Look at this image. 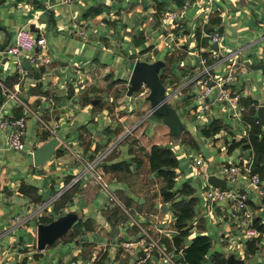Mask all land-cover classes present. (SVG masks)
I'll list each match as a JSON object with an SVG mask.
<instances>
[{"label":"crops","instance_id":"crops-1","mask_svg":"<svg viewBox=\"0 0 264 264\" xmlns=\"http://www.w3.org/2000/svg\"><path fill=\"white\" fill-rule=\"evenodd\" d=\"M112 2L4 0L0 3V43L13 41L20 26L34 23L37 28L35 32L46 36L49 53L51 51L56 56L55 61L51 59L49 63L36 65L31 62L35 73L30 75L23 67H17L15 56L4 55L1 62L6 73L0 74V81L9 87H19V92L31 101L51 125L58 123L56 131L51 133L37 119L27 118L28 128L24 137L25 139L29 135L27 146L20 150L21 156L15 159L7 153L10 148L7 131L0 126V264H55L70 258H75L77 264H119L118 255L125 254L127 260L123 264H165L155 254L137 262L134 255H128L120 249L119 241L132 237L135 233L133 226L126 216L119 217L118 211L110 202L98 196L99 187L89 175L85 173L74 180L81 172L78 165L80 160L72 154L67 156L63 150L65 142L72 148L77 146L76 151L83 161L93 158L112 144V148L97 162V170L108 183L113 184L112 190L116 196L122 202L121 197L127 200V203H123L134 215L144 220L151 229L161 231L160 239L162 236L163 243H167L166 240L170 242L169 247L165 244L167 248L174 246L172 237L177 229L172 207L162 203L165 201L157 189L150 188L156 184L160 187L163 183L155 171L148 169L147 153L152 143L169 147L177 157L173 187H178L182 182L193 187L192 196L196 201L193 206L194 214L188 219L189 222L193 223L195 216L203 219V226L198 231L187 233L183 237L179 244L181 247L188 244L196 233H205L210 239L205 228V217L208 215L211 221L214 220L211 209L214 203L207 205L202 196L204 184L197 194L188 178L195 173L194 160L204 162L208 170L207 159L211 156L203 158L201 152L190 154V150L198 146L196 132L205 137L211 135L216 140L221 136L222 143L216 147L217 155L221 156L219 166L222 163L244 160L253 164L255 155L252 145L243 147L239 144L230 151L223 148L224 143L227 147L231 139L248 140L250 123L246 115L255 117L256 105L264 103V64L252 67L260 69L263 75L259 92H256V87L245 76L253 63H264V43L257 49L250 48L258 40L264 39V0H213L209 4L206 0H192L191 5L180 15L183 29L179 34L173 29L170 36L164 33L158 22L162 12L175 7L178 0H126L123 7L120 1L115 6ZM102 5H107V8ZM110 6L113 7L109 8ZM225 24L227 36L233 35L235 38L231 40L233 45L220 43ZM215 27L220 32V48L226 53L239 49L237 58L246 66L245 70H235L232 84L241 94L243 103L239 114H235L227 105L224 107L217 104L218 108L211 106L209 117H204L195 112L198 103L199 80L195 76L198 58L207 49V36L199 31L200 28L208 31ZM258 27L260 35L256 32ZM126 42L130 43L128 48L125 47ZM180 44H183L180 50L184 53L176 55ZM163 47H166L165 57L159 58L165 62L162 67L165 76L162 82L167 100L176 109L183 123L181 130L191 135L190 142L183 141L179 135H171L161 117L151 111L148 102L136 105L125 99L131 96L134 99L140 94L128 95L126 90L123 93L118 91L119 83H124L127 87L128 76L136 58L154 60L155 52ZM29 54L28 51H22L19 58L21 61L29 59ZM11 57L13 60L10 61ZM169 57L178 59L175 62L177 67L170 65V59H167ZM124 61L129 66L122 64V69L117 74L115 63ZM160 69L158 73L161 76ZM221 71V64L214 67L215 76ZM192 97H195V103L185 110L187 101ZM18 113H21V107L8 97L0 84V118ZM151 114L157 117H153L152 122L146 121V117ZM191 115L194 116V124L189 129L186 122L191 120ZM227 118L231 119L230 123ZM214 119L226 124V131L220 127L218 131L205 135L202 128L208 127ZM259 125L260 130L264 131L262 125ZM238 126H241L239 131ZM53 135L59 138L55 150L43 163L35 164L33 150ZM184 157L188 159V171L179 164ZM113 162L126 163L129 170L122 175L121 170L110 168ZM252 166H255V171L262 170L258 189L248 188V177L243 172L234 186L248 191L247 205L253 215V225L256 217L261 229L254 225L257 230L255 235L238 234L230 252L234 253L236 249L238 255H234L242 257L245 263L264 264V159ZM209 173L216 175L218 170ZM149 192L153 195L151 200L147 196ZM179 197L182 195L177 198ZM226 200L231 208L233 201ZM154 202L164 205L165 209L155 207ZM71 204L74 206H70ZM68 211L77 214L73 224L52 243L39 248L38 223L49 222ZM16 214L21 221L15 223L11 218ZM228 217L233 219L229 211L222 218ZM235 223L243 233L239 221ZM114 227H118V230L112 236L110 233ZM230 228L229 223L226 224L219 236L223 238L225 232L235 233ZM95 233L101 236V240L89 239L88 235ZM187 236L188 239H185ZM248 239H252L249 250ZM214 251L226 256L225 252L212 250L209 246L207 252ZM101 253L104 255L100 257ZM209 263L210 259L201 262Z\"/></svg>","mask_w":264,"mask_h":264},{"label":"built area","instance_id":"built-area-1","mask_svg":"<svg viewBox=\"0 0 264 264\" xmlns=\"http://www.w3.org/2000/svg\"><path fill=\"white\" fill-rule=\"evenodd\" d=\"M213 0H206L209 4ZM192 3V0H179V3L173 8L165 9L159 18V26L166 35H171L172 28L178 30L183 29L182 19L180 15ZM83 33V31H82ZM199 33L207 36V49L198 58V69L195 75L199 80L197 87L198 103L195 112L204 117H209V110L214 102L218 105L226 107V105L239 114L242 108L240 98L241 94L232 86L234 80V72L236 69L245 70L246 66L242 65L237 56L239 49L230 51L222 50L219 46L220 32L215 27L208 31L200 28ZM214 43L216 46H214ZM47 38L42 33H35L28 25L20 26L15 34L14 40L8 42L0 49L4 55L15 56L17 58V67L21 66V59L19 58L22 51H28L29 60L32 63H49L51 61L48 50ZM222 65V71L218 76L214 75V67ZM3 91L14 99L15 103L21 107V113L10 114L0 118V126L7 131L9 145L16 149H23L25 147L24 137L27 129L28 115H32L37 121L46 128L49 132L54 133L58 123L51 125L34 107L29 99L19 92V87H9L0 81ZM148 88L142 85L138 89L139 94L145 95ZM255 122H259L257 116L254 117ZM63 146L70 151L78 160L82 161V169L74 180L80 178L83 174L88 175L97 183L99 189L106 195V199L113 206H116L122 211L131 226L136 228L132 237L121 239L119 247L128 255H134L137 262H142L154 254L157 255L165 264H183L182 247L181 245L167 248L160 239V230L151 229L147 226L144 220L136 217L128 210V207L116 196L115 192L109 187L108 182L103 178L102 173L97 170V162L100 161L107 151L112 148L110 144L102 152L97 153L93 158L81 160L79 152L74 150L68 143ZM194 165L199 166V172L203 177L205 184L202 188V194L214 204L221 199H228L233 201L229 213L233 218H237L244 235L252 236L257 233L253 225V215L248 209V191L245 188L236 189L235 187H228L229 181L235 182L240 173H245L248 177L247 185L249 187L257 188L259 186V176L256 172L251 170V163L247 160L243 162L222 163L219 166V177L225 179V186L212 185L206 181L209 174L207 165L198 159L194 160ZM13 222H20V216L16 214L11 218ZM55 264H77L75 258H70L67 261H60Z\"/></svg>","mask_w":264,"mask_h":264},{"label":"rangeland","instance_id":"rangeland-1","mask_svg":"<svg viewBox=\"0 0 264 264\" xmlns=\"http://www.w3.org/2000/svg\"><path fill=\"white\" fill-rule=\"evenodd\" d=\"M101 2L102 1H104V0H100ZM113 2H112V5H114L115 6V3L117 2V1H120L121 2V5H122V7L125 5V3H126V0H112ZM105 9L107 8V5L105 6V5H102ZM113 6H110L109 8H112ZM183 27H184V24H183ZM254 28H256V25H254ZM176 30V31H175ZM172 31H173V28H172ZM174 31L175 32H178V33H176V34H179L180 33V30L178 31V28L177 29H174ZM35 32V31H34ZM256 32H257V35H260V33H261V30H260V28L258 27V29L256 30ZM36 33V32H35ZM222 34V37H221V39H220V43L222 44V43H224V44H226V45H233V43H231V42H233V41H231V40H235V38H233L231 35L230 36H227V34H226V24H225V29H224V31L221 33ZM181 35V34H180ZM167 36H170V35H167ZM264 43V39H260V40H258V42L257 43H255V44H253L250 48H253V49H257V47L259 46V45H262ZM128 45H130V43H125V47H127ZM183 46V44L181 45H179V51L177 52V53H175L176 55H181V53H184V51L183 50H180L181 49V47ZM128 48V47H127ZM164 49L166 50V47H163V48H161L160 50H157L156 52H155V55H154V58H159V57H161V58H164L165 57V53H164ZM177 49V48H176ZM254 53H255V51H254ZM49 55H50V58L53 60V61H55V59H56V56L54 55V53H51V51H50V53H49ZM3 56H4V53L2 52V51H0V74L1 75H3L4 73H6V69H3L4 67H3V62H1V59L3 58ZM13 57H11V59H9L10 61L11 60H13L12 59ZM168 60L170 59V57L169 58H167ZM178 59L177 58H172V59H170L169 61H170V65L171 66H175V67H177L176 66V61H177ZM34 64H36L37 65V63H34ZM125 66V67H128L129 66V63L128 62H126V61H124L123 63H120V62H116L115 63V67H117V70H116V73L117 74H119L120 73V71H121V69H122V66L123 65ZM12 65H14L15 66V68H16V65L14 64V63H12ZM48 65V67H49V64H47ZM87 66H89V65H87ZM163 67V66H162ZM161 67V71L162 72H160L161 73V81H163V78L165 77L164 76V68H162ZM72 68V67H71ZM63 74V72H61V75ZM72 74H74V73H71V75ZM245 76H248V78L250 79V83L252 84V85H254L255 87H256V92H259L260 91V87H259V85L261 84V80L263 79V75H262V73L260 72V69H258V68H252L251 66L248 68V71H247V73L245 74ZM127 84H128V82H127ZM117 86H118V91L119 92H121V93H123L125 90H126V86L124 85V83H119V84H117ZM116 88V87H115ZM109 89V88H108ZM115 91H116V89H115ZM114 91V92H115ZM136 93H138L139 94V92H138V90L136 91V92H134V93H132L131 95H134V94H136ZM141 96H137L136 98H134V99H132V96L131 97H125V99L126 100H129V101H133L134 102V104H136V105H140L141 103H143V102H148L146 99H144V98H142V94H140ZM260 98V97H259ZM188 100V99H187ZM186 100V101H187ZM195 101H196V99H195V97H192V98H190L188 101H187V107L185 108V110L189 107V106H192L194 103H195ZM185 104V105H186ZM214 108H218V106H217V103L216 102H214L213 103V105H212ZM224 110H226V109H224ZM215 113V111H213V114ZM224 113L226 114V111H224ZM182 115H183V113H182ZM156 115H154V114H151V115H149L148 117H146V121H149V122H152V119H153V117H155ZM157 117V116H156ZM182 117H184V116H182ZM35 119L32 115H30L29 117H28V119ZM185 119H186V117H185ZM184 119V120H185ZM187 120V119H186ZM193 120H194V116L193 115H191V120H187V125L186 126H188V128L189 129H191V127H192V123L194 124V122H193ZM231 119H229V118H227V122H229ZM225 121H226V117H225ZM230 123V122H229ZM213 124H219L220 125V127H221V129L222 130H224V131H226V124H224L222 121H220V120H217V119H214L211 123H210V125H208V127H210L211 125H213ZM27 128H28V124H27ZM240 128H241V126H238L237 127V130L239 131L240 130ZM201 133L200 132H196V141H197V143H198V146H195L194 147V149H191L190 150V154L192 155V154H195L196 152H201V154L203 155V158H205V157H207L208 155H211L210 156V158H208L207 159V163H208V170L209 171H216V170H218L219 169V161L221 160V156H218L217 155V149H216V147H218L222 142H221V136L219 137V138H217V140L216 139H214V137L213 136H208V137H205V136H201L200 135ZM177 135H179V137L183 140V141H188V142H190V134L187 132V131H182V130H180V132L177 134ZM29 139V135H27L26 136V138L24 139V142H25V147L27 146V140ZM70 140L72 139L71 137L69 138ZM214 141V142H213ZM212 142L214 143V144H212ZM171 143H172V141H171ZM212 144V145H211ZM24 147V148H25ZM73 149L74 150H78L77 149V146H73ZM182 149V148H181ZM226 150V143H224V148H223V150ZM63 150H65L66 151V153L68 154L67 156H71V153H70V151H68L64 146H63ZM8 155H13L12 156V159H15V158H19L20 156H21V151L19 150V149H16V148H14V147H12V146H10V148H9V150H8ZM212 154H214V157L212 156ZM188 159L186 158V157H184V158H181L180 159V161H179V164H181V165H183V168L185 169V171H188L189 170V164H188V162L186 163V161H187ZM187 164V165H186ZM252 164V163H251ZM78 165H79V169L81 170L82 169V162L81 161H78ZM253 165V164H252ZM251 165V166H252ZM253 167V166H252ZM193 168H194V170H195V173L194 174H192L191 176H189L188 178H189V182L190 183H192L193 185H194V187L196 188V190H197V194L199 193V191H200V186L202 185V184H205V181H204V179H203V177L201 176V174H199V167H197V166H195L194 164H193ZM258 175H260L261 173H262V170H256L255 171ZM122 175H125L126 174V172L125 171H121L120 172ZM86 175H88V173H86ZM235 183L236 182H232V181H229L228 183H227V186L228 187H235L234 185H235ZM150 188L152 189V188H155V189H159V185L158 184H156V185H152V186H150ZM98 196H100L101 198L102 197H104L105 198V200L107 201V199H106V195L99 189V191H98ZM149 194H150V197H149ZM147 196H148V199H152L153 197V195L151 194V192H149L148 194H147ZM203 196V199L207 202V205L210 203V201L204 196V195H202ZM152 197V198H151ZM160 198V197H159ZM121 199L123 200V202L125 203H127V200L125 199V198H123V197H121ZM161 199V198H160ZM176 199H177V197H176ZM162 202V201H161ZM164 205H170L171 207H172V204H171V201H165V202H162ZM206 205V206H207ZM70 206H74V204H71ZM203 208H205L204 206H203ZM229 208H230V205H228V201L226 200V199H221V200H218V201H216V203L214 204V205H211V209H212V212H213V217H214V220L216 221V222H214V220L213 221H211L210 219H209V216L208 215H206V224H205V228H206V230L208 231V233H209V236H210V249H216V250H220V251H223V252H225V254L227 255V253L228 252H230V250H232L233 248L232 247H234V241L237 239V236H238V234L241 236H243V233L238 229V227H236V223L235 222H237L238 221V219L236 218H233V219H231L230 217H228V218H226V219H223L222 217H223V214H226V212L228 213V211H229ZM216 209H219L218 211L216 210ZM128 210L130 211V212H132L133 213V211L131 210V209H129L128 208ZM172 210H173V208H172ZM117 211H118V214H119V217H122V218H124V216H126L122 211V213L120 212V210L119 209H117ZM170 211H168V213H169ZM136 216V215H135ZM137 217V216H136ZM233 220H235V221H233ZM229 223V225H230V229L231 230H234V232L235 233H232V232H225V234H224V236H223V238L221 237V236H219V232L220 231H222V230H224V228H225V225L226 224H228ZM201 226H203V219L202 218H197L196 216L194 217V222L192 223V222H189V220H187L186 221V224H185V227H187V230H188V233L189 234H191V233H193L194 231H198L199 230V228L201 227ZM133 229L134 230H136V228L133 226ZM232 235V236H231ZM88 237H89V239L91 238V239H94V240H101V236H99V235H97V233H95L94 235H88ZM161 239H162V236H161ZM185 239H188V236L187 237H185ZM222 239V240H221ZM163 240V239H162ZM165 242V241H164ZM166 242L167 243H165L168 247L170 246L169 244H170V242H168V240H166ZM88 247V249H90V245H88L87 246ZM211 253H213V252H211ZM211 253H206V255H205V261L204 262H206V261H208V258H210V260H211V258H212V256L210 255ZM234 253H235V255H238L237 254V250L236 249H234ZM104 255V253L102 254L101 253V255H100V257L101 256H103ZM249 259H250V257H249ZM248 259V260H249ZM118 263L119 264H123V263H125L126 262V260H127V256H126V254L124 255V256H121V255H118ZM210 264V263H209Z\"/></svg>","mask_w":264,"mask_h":264},{"label":"trees","instance_id":"trees-1","mask_svg":"<svg viewBox=\"0 0 264 264\" xmlns=\"http://www.w3.org/2000/svg\"><path fill=\"white\" fill-rule=\"evenodd\" d=\"M179 1V0H178ZM161 80L160 74H158ZM246 100H244L245 102ZM248 101V100H247ZM242 102V98H240ZM252 108H254L252 106ZM248 122L250 123V130L248 133V140L245 138L231 139L227 144L226 150L230 151L235 146L242 144L243 147L252 145V150L255 155L253 165L264 159V131L260 130V121L255 122L254 116L246 115ZM220 128L219 124H213L210 127L202 128V132L205 135L214 133ZM148 169L149 171H155L158 176L163 180L158 192L160 193L163 201H171L174 225L177 232L172 237V242L175 246H178L183 237L188 233L187 227H185L186 221L190 219L194 214L193 206L195 204V197L192 196L193 187L187 183L182 182L178 187L174 188L175 168L178 165L177 157L173 151L164 145H158L152 143L147 153ZM255 167V166H254ZM251 166V170L255 172V168ZM112 170H121L127 172L129 169L126 163L113 162L110 164ZM254 168V169H253ZM259 176V175H258ZM182 195L176 199V197ZM188 197H183V196ZM115 210L118 208L113 206ZM254 217V225L261 229V226L257 224V218ZM252 239H248L247 247L251 249ZM210 246V239L205 233H196L193 235L188 244L182 246V259L183 264H201L203 257H205L207 250ZM212 256L210 264H227L225 257L217 251L210 254ZM210 259V258H208ZM242 264H257L255 262H243Z\"/></svg>","mask_w":264,"mask_h":264},{"label":"water","instance_id":"water-1","mask_svg":"<svg viewBox=\"0 0 264 264\" xmlns=\"http://www.w3.org/2000/svg\"><path fill=\"white\" fill-rule=\"evenodd\" d=\"M4 0H0L2 3ZM29 27L31 30L35 31L37 28L34 23H30ZM221 27H219V30ZM7 44V41L0 43V47ZM214 46L216 44L214 43ZM1 49V48H0ZM5 54V53H4ZM165 62L161 58H156L151 61L145 59L136 58L132 64L129 76L128 84L126 87V94L131 95L136 92L142 85H145L148 90L144 95L149 103L151 111L161 117V120L168 127V131L171 135H177L183 128V123L176 111V109L168 102L167 93L165 91L164 83L159 79L158 71L164 66ZM264 63H253L251 67H261ZM21 66L26 69V71L32 75L35 73V68L31 66V61L26 58L21 61ZM42 68V67H41ZM40 68V69H41ZM255 114L258 117L260 124L264 128V103H258L255 107ZM59 142V138L53 135L47 139L44 143L38 145L33 150V159L35 164H41L46 159H48L53 151L55 150L56 144ZM206 181L212 185L224 187L226 182L225 179L215 175L214 173H209L206 177ZM109 187L113 189V184L108 183ZM142 201V198H139ZM154 206H159L161 209H165L164 205H158L154 202ZM77 214L74 211H68L49 222H40L37 225V246L39 248H44L46 244L52 243L57 237L65 233L69 227L73 224ZM118 227H114L111 231V235L115 236L117 234ZM203 257L202 261H205ZM227 264H242L243 258L236 257L233 252L227 253L225 256Z\"/></svg>","mask_w":264,"mask_h":264}]
</instances>
